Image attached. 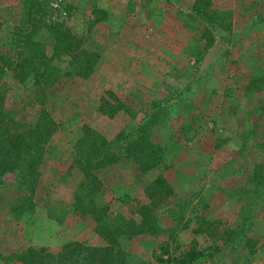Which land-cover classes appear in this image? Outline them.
Segmentation results:
<instances>
[{
    "label": "rangeland",
    "instance_id": "1",
    "mask_svg": "<svg viewBox=\"0 0 264 264\" xmlns=\"http://www.w3.org/2000/svg\"><path fill=\"white\" fill-rule=\"evenodd\" d=\"M15 27L61 71L53 31L93 55L47 98L55 130L33 182L0 176V264L71 242L111 247L110 264L190 247L189 264H264V0H0V49ZM1 81L30 120L28 83ZM18 197L31 212L9 210Z\"/></svg>",
    "mask_w": 264,
    "mask_h": 264
},
{
    "label": "trees",
    "instance_id": "2",
    "mask_svg": "<svg viewBox=\"0 0 264 264\" xmlns=\"http://www.w3.org/2000/svg\"><path fill=\"white\" fill-rule=\"evenodd\" d=\"M27 2L29 0H23V4ZM196 2L198 0H195V4ZM51 34L55 56H66L68 58L67 67L71 70L61 71L53 65L51 58L44 52L43 44L36 39H31L20 27L12 30L8 49H0V78L11 75L12 79L21 85L28 83L31 89L29 99L34 108L30 120L15 119L3 105L6 89L5 82H0V176L9 172H17L27 184L36 178L37 166L44 146L55 130V121L45 108L53 86L60 79L61 74L85 77L91 70L87 60L88 56L93 55L90 48L73 49L78 39L66 34L57 35V31ZM79 160L76 159V162ZM25 200V197H18L16 202L9 205V210L15 214L16 212L20 214L31 212L32 208H29ZM140 231L137 228L135 234ZM70 244L73 246L68 251L65 249L64 252H59L54 256L48 254L46 248L39 247L29 254L35 258L32 261L24 259V262L26 264H66L65 261L75 250L84 251L80 258L81 261L79 260L77 264H110L115 260V251L109 246L80 247L79 243L71 242L65 247ZM165 254L164 259L157 258V260L165 263L189 264L200 255L194 247L173 253L165 251ZM46 259L47 263H45Z\"/></svg>",
    "mask_w": 264,
    "mask_h": 264
}]
</instances>
